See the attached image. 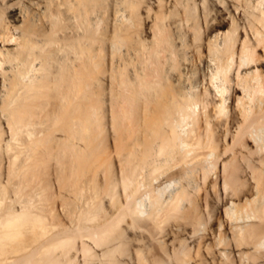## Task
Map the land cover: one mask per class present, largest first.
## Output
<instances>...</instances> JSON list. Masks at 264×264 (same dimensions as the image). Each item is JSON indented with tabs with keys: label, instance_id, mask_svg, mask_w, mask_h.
Instances as JSON below:
<instances>
[{
	"label": "bare ground",
	"instance_id": "1",
	"mask_svg": "<svg viewBox=\"0 0 264 264\" xmlns=\"http://www.w3.org/2000/svg\"><path fill=\"white\" fill-rule=\"evenodd\" d=\"M0 264H264V0H0Z\"/></svg>",
	"mask_w": 264,
	"mask_h": 264
},
{
	"label": "rangeland",
	"instance_id": "2",
	"mask_svg": "<svg viewBox=\"0 0 264 264\" xmlns=\"http://www.w3.org/2000/svg\"><path fill=\"white\" fill-rule=\"evenodd\" d=\"M239 2V1H238ZM240 3V2H239ZM207 7H209V8H207ZM205 8L207 9V11L210 13V15H209V21H210V23H212V20L213 19H216V17L218 16V13H217V9H218V7H214L212 4H211V2L210 1H208L207 3H206V6H205ZM211 9V10H210ZM220 9V8H219ZM210 10V11H209ZM213 10V11H212ZM198 14L200 15V10L198 11ZM212 14V15H211ZM201 24H202V26H203V28H202V39H201V41H200V44L201 43H203V41L205 40V37H206V35H207V33H208V28H206L205 26H204V24L202 23V21H201ZM188 42V41H187ZM201 52H203V51H201ZM262 51H258V54L259 55H262ZM200 55H201V53L199 54V56L198 57H200ZM198 59V58H197ZM195 64H191V68H190V71H189V75H191V78H192V81L193 82H200L201 81V79H202V77H203V75L201 74L202 73V71H201V69H200V67L198 66V65H196V61L194 62ZM195 66V67H194ZM193 70V71H192ZM203 85L201 84V86L200 87H202ZM199 89H201V88H199ZM47 165H45L44 166V169H43V179L46 181V182H49L48 184H52V183H54V176H53V173L52 172H54L55 170V162L53 161V160H51V162H50V160L46 163ZM45 171V172H44ZM53 179V180H52ZM51 182V183H50ZM53 185V184H52ZM54 186V185H53ZM54 188V187H53ZM171 189H168L167 191H170ZM55 191V190H54ZM166 191V193H168ZM47 194H49V193H51V191H48V192H46ZM54 201V200H53ZM208 228H210V227H207V230H209Z\"/></svg>",
	"mask_w": 264,
	"mask_h": 264
}]
</instances>
